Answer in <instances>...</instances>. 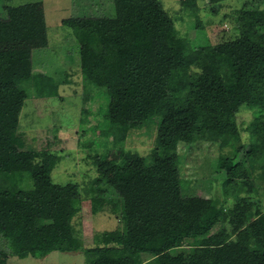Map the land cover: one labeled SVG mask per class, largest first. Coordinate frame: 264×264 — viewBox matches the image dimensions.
Here are the masks:
<instances>
[{
  "label": "trees",
  "instance_id": "obj_1",
  "mask_svg": "<svg viewBox=\"0 0 264 264\" xmlns=\"http://www.w3.org/2000/svg\"><path fill=\"white\" fill-rule=\"evenodd\" d=\"M113 2L114 15L97 21V32L105 81L118 79L125 88L106 90L104 115L81 110L79 146L88 150L102 142L98 128L112 136L141 126L151 100H160L154 144L146 156L130 150L108 160L88 154L96 172L91 193L121 227L102 232V246L84 248L72 225L79 211L78 184L52 180L55 159L40 152L38 142H28L21 132L0 134V141L11 143L7 152L0 146V264L9 256L43 258L53 251H82L85 264H150L217 224L227 237L256 239L263 247L257 260L223 264H264V214L243 196L254 191V173L264 179V0L238 8L229 39L211 43L197 21L196 32L204 30L199 34L207 39L191 45L178 42L174 20L160 0ZM179 2L196 15V0ZM6 11L0 42L35 37L34 9L22 5ZM32 85L36 95H58L51 78L32 72L29 56L4 59L0 52V114H18ZM240 110L252 113L243 130L248 141L221 182V200L184 195L187 182L180 173L178 145L238 140L235 115Z\"/></svg>",
  "mask_w": 264,
  "mask_h": 264
},
{
  "label": "rangeland",
  "instance_id": "obj_2",
  "mask_svg": "<svg viewBox=\"0 0 264 264\" xmlns=\"http://www.w3.org/2000/svg\"><path fill=\"white\" fill-rule=\"evenodd\" d=\"M164 9L174 20L181 45L193 44L197 39L211 43L229 39L234 32V20L238 8L256 0H196V15L181 7L179 0H160ZM25 5L34 9L35 37L29 40L0 42L4 59L30 58L32 72L51 78V86L58 95L43 97L32 85L28 98L18 114H0V134L21 132L28 142H38L37 149L55 159L50 170L55 183L78 184L81 192L79 211L72 218V225L79 235L82 246L103 245L102 232L121 227L108 210L100 206L99 199L91 193L90 181L96 177L88 154L97 152L102 159H117L122 150H130L146 156L154 144L156 118L160 100L153 98L148 106L144 123L112 136L98 128L97 135L104 138L88 150L79 146L77 140L81 110H97L98 116L107 112L109 102L106 90L122 92L125 85L120 80L106 82L102 47L97 32V21L114 15L113 0H0V19L7 18V9ZM263 7V5H261ZM205 34L196 32V23ZM101 49V52L99 51ZM94 56L93 54H99ZM185 82V76H182ZM252 119L249 110L235 115L240 130L238 140L230 144L197 140L190 146L179 144L181 176L187 182L184 195L214 197L221 200V182L226 179L234 161L246 146L248 135L244 127ZM91 135L86 136V140ZM83 138V137H82ZM84 140V138H83ZM2 151L7 152L11 143L0 141ZM242 148V149H241ZM240 149V150H239ZM254 173L255 188L244 192L261 207L264 214V179L258 180ZM228 201L227 204H229ZM36 231L40 227L33 223ZM221 236V237H219ZM226 238L224 243L222 239ZM0 237V246L4 247ZM221 242V243H220ZM3 244V245H2ZM191 244V245H190ZM264 244V243H263ZM263 250L262 241L239 240L227 237L219 224L205 236L185 243L179 249L162 253L150 264H223L233 261L257 260ZM47 256V257H46ZM43 258L9 256L3 264H85L86 255L80 252L53 251ZM144 259L148 258L146 256ZM147 264V263H146Z\"/></svg>",
  "mask_w": 264,
  "mask_h": 264
},
{
  "label": "crops",
  "instance_id": "obj_3",
  "mask_svg": "<svg viewBox=\"0 0 264 264\" xmlns=\"http://www.w3.org/2000/svg\"><path fill=\"white\" fill-rule=\"evenodd\" d=\"M29 40V39H28ZM75 252H77V251H75ZM78 252H80V251H78ZM47 257V256H46Z\"/></svg>",
  "mask_w": 264,
  "mask_h": 264
}]
</instances>
